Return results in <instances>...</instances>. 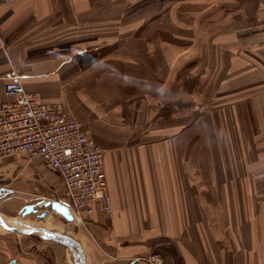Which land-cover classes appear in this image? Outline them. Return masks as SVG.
Returning <instances> with one entry per match:
<instances>
[{
    "label": "crops",
    "instance_id": "0c3cea01",
    "mask_svg": "<svg viewBox=\"0 0 264 264\" xmlns=\"http://www.w3.org/2000/svg\"><path fill=\"white\" fill-rule=\"evenodd\" d=\"M144 6H3L0 104L12 102L3 84L17 76L28 93L59 103L103 150L111 209L73 222L85 264H148L149 252L164 264H264V233L251 236L256 221L241 225L242 207L256 213V183L264 198V71L256 67L264 70V8L240 14L227 31H208L195 15L179 46ZM21 161L5 159L0 171ZM11 188L14 207L32 194L18 181ZM41 240L0 231V264H68L57 247L33 245Z\"/></svg>",
    "mask_w": 264,
    "mask_h": 264
},
{
    "label": "built area",
    "instance_id": "2783aa9c",
    "mask_svg": "<svg viewBox=\"0 0 264 264\" xmlns=\"http://www.w3.org/2000/svg\"><path fill=\"white\" fill-rule=\"evenodd\" d=\"M11 1L0 0V9ZM3 89L13 100L0 104V165L14 156L28 161L39 158L59 176L61 195L50 199L67 207L71 222L110 211L103 150L84 133L80 123L59 103L41 101L28 93L17 76L6 80ZM11 172L3 169L0 177ZM142 259L148 264H164L157 252Z\"/></svg>",
    "mask_w": 264,
    "mask_h": 264
},
{
    "label": "rangeland",
    "instance_id": "374dc122",
    "mask_svg": "<svg viewBox=\"0 0 264 264\" xmlns=\"http://www.w3.org/2000/svg\"><path fill=\"white\" fill-rule=\"evenodd\" d=\"M255 4L256 3L254 0H154V2L152 0H145L144 11L147 15H154L150 21L160 19L161 29L163 27H169L170 30L173 29L176 33L177 45L184 46L183 41L187 43V30L190 29L189 26L193 24V22H189V20L192 19L191 17H194L195 15L198 16V19L195 22H197L198 25L202 20L204 29H207L208 31H216L222 27H225L224 30L227 31V29H231V21L233 19H238L240 14H245L247 12L253 13L254 9L256 13H259V8H264L263 6ZM217 16H219L220 19L216 22L215 20ZM167 19H172L175 22V26L170 22H166ZM198 28H200V26H198ZM255 57L258 58V55H255ZM258 65L262 64L257 62L256 67L257 70L259 69L263 73V68L258 67ZM21 157L22 156H19V160L22 161L19 163L15 171L11 172V174L5 175L2 179H0V184L3 185L9 183L7 184L8 187H13L15 182L18 181L19 186L28 188L29 191H32V194L30 196H26V201H20V206L18 204L17 207H14L11 201L8 202L9 199L13 197L14 192L0 189V212L9 219L19 217L22 219L39 221L43 218L40 216V214L48 210L53 216L52 224L50 225L51 229L60 230L70 235H75L74 232L78 229V225L74 224L73 222L66 221L62 216L51 209V205L50 207H48L49 204L45 205V202L52 200H50V198H58V196L61 195V186L56 172L43 164H39L38 162L42 163L39 158H32L30 161H28L27 158ZM24 165L28 166L23 169ZM34 169H37L39 173L36 172L32 174ZM43 172L47 173V176ZM48 173L50 175H48ZM16 174H18V176L15 178L14 176ZM44 174L46 177L42 178ZM259 184L262 185V183H256V213L253 215L251 213L250 215L248 213H244L247 210L246 207H242L241 209L245 211L241 210V225L242 222L249 221L250 223H254L256 221V227L254 230H251V236L254 231L256 233V237H263L264 198L262 188L259 190L257 189ZM257 193L262 194V196L258 197ZM38 195L47 197V200L42 203L43 200L41 198H37L39 197ZM30 204L32 205L31 211L29 213L23 214V207ZM245 232L246 231H241L240 237H247V233L245 234ZM30 237L39 239L38 235L36 234H33ZM33 245H35L36 248H40L39 246L41 245H44V247L48 246V248L57 247L59 250L56 254H63L67 258V263L72 264L69 250L64 244L52 239H43L41 241H33ZM44 247L41 246V248Z\"/></svg>",
    "mask_w": 264,
    "mask_h": 264
},
{
    "label": "water",
    "instance_id": "95a60500",
    "mask_svg": "<svg viewBox=\"0 0 264 264\" xmlns=\"http://www.w3.org/2000/svg\"><path fill=\"white\" fill-rule=\"evenodd\" d=\"M51 200V199H50ZM51 205L52 210H55L57 213L61 214V216L68 222L72 221V216L64 205H62L60 202L56 200H51L45 202V205ZM32 209V205H25L23 207V214L29 213ZM47 213V211H44L43 213L40 214V216H44V214ZM5 218L6 216L0 212V226L4 228L5 231L11 232V233H16V234H22L26 236H31L33 234L38 235L39 239H52V240H57L64 244L68 250L69 254L72 259V264H85L84 260V253L81 247L80 242L72 235L58 231L55 229H50V231L45 230L44 228H34L33 230H20L16 228L13 225H8L3 217ZM8 264H15L14 260H10Z\"/></svg>",
    "mask_w": 264,
    "mask_h": 264
},
{
    "label": "bare ground",
    "instance_id": "6f19581e",
    "mask_svg": "<svg viewBox=\"0 0 264 264\" xmlns=\"http://www.w3.org/2000/svg\"><path fill=\"white\" fill-rule=\"evenodd\" d=\"M0 189H6V187H4V185H1L0 184ZM8 190L14 191V189L11 188V187H8ZM42 200H43L42 203L44 201H46L44 199H42ZM48 207H50V204L48 205ZM46 211H47V213H45L44 216H43V218L41 220H39V221H33L31 219H22V218H19V217H14V218H11V219H9L8 217H5V218L3 216L2 217H3L4 221L8 225H13V226H15L16 228H18L20 230L28 231V230H33L34 227H35V228H44L45 230L50 231V229H51L50 228V225L52 224L53 216H52V214L49 213L48 210H46ZM53 211L56 212L55 210H53ZM59 215L61 216V214H59ZM71 216H72V214H71ZM0 231L1 232H4L5 230H4L3 227L0 226ZM58 231H60V230H58ZM55 241H57V240H55ZM57 242H59V241H57ZM59 243H61V242H59Z\"/></svg>",
    "mask_w": 264,
    "mask_h": 264
}]
</instances>
